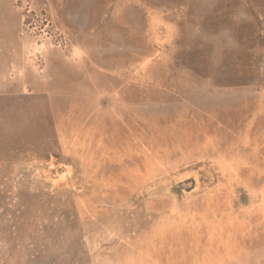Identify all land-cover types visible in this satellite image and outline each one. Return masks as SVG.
<instances>
[{"label": "rangeland", "instance_id": "obj_1", "mask_svg": "<svg viewBox=\"0 0 264 264\" xmlns=\"http://www.w3.org/2000/svg\"><path fill=\"white\" fill-rule=\"evenodd\" d=\"M0 62V264H264V0H0Z\"/></svg>", "mask_w": 264, "mask_h": 264}, {"label": "crops", "instance_id": "obj_2", "mask_svg": "<svg viewBox=\"0 0 264 264\" xmlns=\"http://www.w3.org/2000/svg\"><path fill=\"white\" fill-rule=\"evenodd\" d=\"M4 63V62H3ZM7 63V62H6ZM5 64V63H4ZM0 69H7L6 67H3L0 62Z\"/></svg>", "mask_w": 264, "mask_h": 264}]
</instances>
